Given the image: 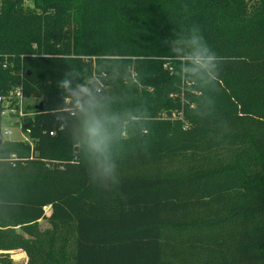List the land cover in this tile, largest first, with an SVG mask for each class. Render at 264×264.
I'll return each mask as SVG.
<instances>
[{
	"label": "trees",
	"instance_id": "trees-1",
	"mask_svg": "<svg viewBox=\"0 0 264 264\" xmlns=\"http://www.w3.org/2000/svg\"><path fill=\"white\" fill-rule=\"evenodd\" d=\"M196 28L217 82L184 71ZM64 80L127 129L110 177ZM17 88L39 102L29 142L0 102V264H264V0H0V97Z\"/></svg>",
	"mask_w": 264,
	"mask_h": 264
},
{
	"label": "clouds",
	"instance_id": "clouds-1",
	"mask_svg": "<svg viewBox=\"0 0 264 264\" xmlns=\"http://www.w3.org/2000/svg\"><path fill=\"white\" fill-rule=\"evenodd\" d=\"M196 30L199 35L191 37V50L184 53L187 61L184 71L206 82H217L222 57L212 50L200 30ZM62 86L76 96V106L82 116L80 131L86 150L95 157L101 174L110 177L116 168L112 162L111 144L116 135H126V127L121 125L119 117L104 111V106L92 90L77 85L73 91L68 80L62 81Z\"/></svg>",
	"mask_w": 264,
	"mask_h": 264
},
{
	"label": "rangeland",
	"instance_id": "rangeland-1",
	"mask_svg": "<svg viewBox=\"0 0 264 264\" xmlns=\"http://www.w3.org/2000/svg\"><path fill=\"white\" fill-rule=\"evenodd\" d=\"M97 78L94 76L90 79V81H96ZM98 81V80H97ZM22 89V88H21ZM99 87L97 88V92ZM17 89L13 90V92L11 93L12 96H14L17 92ZM102 91V90H101ZM100 91V92H101ZM23 94V93H22ZM24 97V95H23ZM24 102H25V107L29 109V112H32L31 107H33L34 105L38 104L39 100L32 96L31 98L29 97H24ZM68 105H69V100L67 101ZM34 115V114H33ZM32 115V116H33ZM168 115V114H167ZM172 116L174 117V113L172 114ZM169 116V117H172ZM3 120V124H2V135L4 137V139H7L8 141H25V142H29V138H28V132H25L22 128H19V126H16V119L12 118V117H2ZM11 133H8V132ZM181 164H174V165H162L161 166V170L163 171H169L172 170L176 167H180ZM47 210V214H49L48 209ZM39 225L41 227V229H48L50 228V224L47 220H41L39 221ZM9 254L11 255V259L19 264H26L27 263V256L26 254L22 251V250H14V251H10Z\"/></svg>",
	"mask_w": 264,
	"mask_h": 264
},
{
	"label": "built area",
	"instance_id": "built-area-1",
	"mask_svg": "<svg viewBox=\"0 0 264 264\" xmlns=\"http://www.w3.org/2000/svg\"><path fill=\"white\" fill-rule=\"evenodd\" d=\"M100 90L101 89L99 88L98 91L100 92ZM12 92L13 91H11L8 96L0 97V102L2 105L1 116L15 118L16 122H19L20 124L21 120L28 116H31L33 113H26L25 111V102L21 88H17V93L14 96H12ZM17 126L22 127L21 124ZM8 133L11 132L9 131Z\"/></svg>",
	"mask_w": 264,
	"mask_h": 264
},
{
	"label": "water",
	"instance_id": "water-1",
	"mask_svg": "<svg viewBox=\"0 0 264 264\" xmlns=\"http://www.w3.org/2000/svg\"><path fill=\"white\" fill-rule=\"evenodd\" d=\"M41 105H42V104H41ZM40 109H41V108H40ZM167 114H168V116H172V113H171V112H168ZM18 124H19V122H16V123H15L16 126H17ZM23 127L27 129V128L29 127V125H28V124H25Z\"/></svg>",
	"mask_w": 264,
	"mask_h": 264
}]
</instances>
